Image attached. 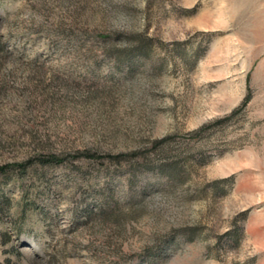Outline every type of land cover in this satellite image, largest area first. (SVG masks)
Masks as SVG:
<instances>
[{
  "label": "rangeland",
  "instance_id": "rangeland-1",
  "mask_svg": "<svg viewBox=\"0 0 264 264\" xmlns=\"http://www.w3.org/2000/svg\"><path fill=\"white\" fill-rule=\"evenodd\" d=\"M0 166V264H264V0H0Z\"/></svg>",
  "mask_w": 264,
  "mask_h": 264
},
{
  "label": "trees",
  "instance_id": "trees-1",
  "mask_svg": "<svg viewBox=\"0 0 264 264\" xmlns=\"http://www.w3.org/2000/svg\"><path fill=\"white\" fill-rule=\"evenodd\" d=\"M87 156V158H91L92 155H85ZM65 157H57V156H49V157H40L37 162L41 165H51V164H60L62 163L63 161H65ZM34 161L32 160H29L27 161L25 164H21V165H17L19 167H21L22 169L25 167V166H28V165H31V163H33ZM18 167V168H19ZM11 168L10 166L9 167H6V166H0V175H3L6 173V171Z\"/></svg>",
  "mask_w": 264,
  "mask_h": 264
}]
</instances>
